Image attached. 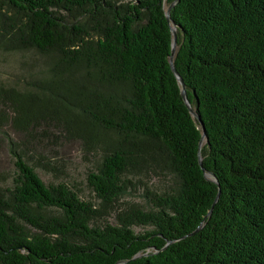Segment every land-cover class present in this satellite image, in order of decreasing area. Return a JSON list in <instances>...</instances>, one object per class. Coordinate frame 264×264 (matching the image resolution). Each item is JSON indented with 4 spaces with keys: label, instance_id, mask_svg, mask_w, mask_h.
<instances>
[{
    "label": "trees",
    "instance_id": "obj_1",
    "mask_svg": "<svg viewBox=\"0 0 264 264\" xmlns=\"http://www.w3.org/2000/svg\"><path fill=\"white\" fill-rule=\"evenodd\" d=\"M28 50L46 74L0 78V264H264V0H0V53ZM67 141L97 202L28 164Z\"/></svg>",
    "mask_w": 264,
    "mask_h": 264
},
{
    "label": "rangeland",
    "instance_id": "obj_2",
    "mask_svg": "<svg viewBox=\"0 0 264 264\" xmlns=\"http://www.w3.org/2000/svg\"><path fill=\"white\" fill-rule=\"evenodd\" d=\"M168 4L164 3V9ZM50 56L41 54L35 50L14 53H0V78L7 79L16 85H22L25 80L46 74ZM7 135L13 137V132L3 121L0 122V185L8 183L16 168L11 153L7 148ZM38 151L41 154L38 156ZM28 164L32 165L35 172L44 183L64 182L78 192L80 198L97 202L94 192L87 185L86 174L93 169L97 155L83 152L75 141L54 143L48 148H37L33 152L26 150ZM44 153V154H43ZM94 153V154H93ZM43 155V157H42ZM44 163H48L47 166ZM165 182L161 179L143 180L138 192L133 196L126 195L123 199L143 201L144 186L156 190L162 189ZM114 221L113 215L107 217ZM135 230H140L136 226Z\"/></svg>",
    "mask_w": 264,
    "mask_h": 264
},
{
    "label": "water",
    "instance_id": "obj_3",
    "mask_svg": "<svg viewBox=\"0 0 264 264\" xmlns=\"http://www.w3.org/2000/svg\"><path fill=\"white\" fill-rule=\"evenodd\" d=\"M173 4H174V2L170 3V5H168V7H167L166 10H165V16H166L167 19L169 18V8H170ZM170 32H171V35H172L171 51H170V56H169L170 67H171L172 71L174 72V74H175V76H176V78H177V81H178V83H179V85H180V93H181V96H182V98H183V100H184L185 105L187 106V108H188V110H189L191 116L194 117V118L197 120V122H198V125H199L200 130H201V137H200V142H199V144H201L202 141L205 139V127H204L203 121L201 120L200 115L195 111V108H196V106L198 105V100L196 99V104H197V105H195V107L193 108V107L191 106V104L189 103L187 97H186L185 85H184V83H183L181 77L177 74V72H176L175 69H174V66H173L172 60H173V55H174V51H175L176 39H175V27H174L173 25H170ZM198 163H199L200 167L202 168V165H201V158H200L199 155H198ZM202 170H203V168H202ZM204 176H205L206 178H208V179H211L212 181H214V182L218 185L217 181L215 180V178H213V175H212L211 173H206V172H204ZM217 197H218V192H217V194H216V196H215V198H214V201L217 199ZM214 201H213V202H214ZM212 204H213V203H212ZM209 212H210V209L208 210L207 214H208ZM199 227H200V225H199L197 228H199ZM197 228H196V229H197ZM116 264H118V263H116Z\"/></svg>",
    "mask_w": 264,
    "mask_h": 264
}]
</instances>
